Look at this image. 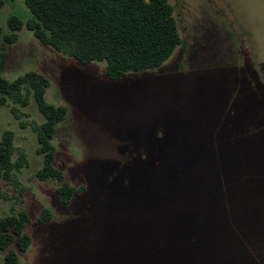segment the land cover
<instances>
[{
  "label": "rangeland",
  "instance_id": "obj_1",
  "mask_svg": "<svg viewBox=\"0 0 264 264\" xmlns=\"http://www.w3.org/2000/svg\"><path fill=\"white\" fill-rule=\"evenodd\" d=\"M168 1L181 44L118 82L25 26L1 44V77L42 74L45 100L67 109L55 166L85 188L62 208L60 184L36 177L32 125L44 119L33 98L18 120L0 107V138L10 130L13 161L25 156L15 181L0 179V218L25 211L32 222L19 264H264V0ZM12 16L31 18L24 0L0 9L4 34ZM44 209L49 221L34 225Z\"/></svg>",
  "mask_w": 264,
  "mask_h": 264
},
{
  "label": "trees",
  "instance_id": "obj_2",
  "mask_svg": "<svg viewBox=\"0 0 264 264\" xmlns=\"http://www.w3.org/2000/svg\"><path fill=\"white\" fill-rule=\"evenodd\" d=\"M5 1L0 0V9ZM14 1V0H9ZM31 18L25 23L12 16L9 32L0 27V46L17 41L24 26L44 46L75 60L81 66L104 63V75L111 82L120 81L128 73L156 70L169 60L181 44L173 8L168 0H24ZM49 87L47 77L29 71L14 80L0 76V107L10 106L15 119L19 109L33 98L43 122L32 125L36 136V153L41 156L40 181L53 180L60 185L56 193L62 208L85 193L84 186L72 187L65 174L55 166L56 152L52 139L57 126L65 120L67 109L45 100ZM13 133L6 130L0 138V179L15 181V173L24 165L25 156L13 161ZM202 170L211 172L212 162ZM172 163L171 166H174ZM180 174V173H179ZM178 176V175H177ZM50 212L44 209L34 225L44 226ZM25 211L0 218V251H6L0 264H19L17 252L31 245L26 227L31 224Z\"/></svg>",
  "mask_w": 264,
  "mask_h": 264
}]
</instances>
